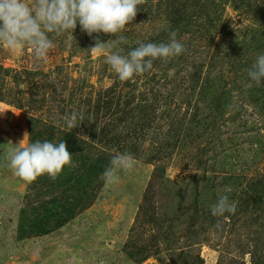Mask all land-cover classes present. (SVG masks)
<instances>
[{
    "label": "rangeland",
    "instance_id": "374dc122",
    "mask_svg": "<svg viewBox=\"0 0 264 264\" xmlns=\"http://www.w3.org/2000/svg\"><path fill=\"white\" fill-rule=\"evenodd\" d=\"M139 7L117 37L77 23L43 62L0 45V264H264V84L247 74L264 54V0ZM171 31L186 51L129 81L89 51L122 35L127 55ZM73 112L84 120L70 129ZM25 133L64 140L72 166L15 176L4 157ZM117 151L135 167L106 185ZM220 195L235 214H211Z\"/></svg>",
    "mask_w": 264,
    "mask_h": 264
},
{
    "label": "clouds",
    "instance_id": "9594fccd",
    "mask_svg": "<svg viewBox=\"0 0 264 264\" xmlns=\"http://www.w3.org/2000/svg\"><path fill=\"white\" fill-rule=\"evenodd\" d=\"M144 0H0V45L9 50L31 46L34 59L43 62L50 50L56 47L54 38L64 33H72L79 23L81 30L92 36L94 33L115 35L125 30L134 21L139 6ZM72 35V34H71ZM73 37V36H72ZM127 43L124 36L101 42L98 38L91 52L109 51L106 63L121 81H129L137 75L152 69L154 60L167 62L178 57L186 49L177 39V32L169 33L167 43H143L121 54L118 45ZM115 49V50H113ZM248 77L259 87L264 84V54H260L247 72ZM2 113V112H0ZM83 121V113L73 112L65 117L68 128L78 126ZM24 138L5 154L6 167L21 180L31 183L47 174L55 181L66 166H72V153L68 151L64 140L58 143L50 141L29 142ZM135 167V158L128 152H116L102 173L106 185L119 181V174ZM211 214L216 217L235 214L236 206L228 195H220L210 206ZM219 228V221L216 224Z\"/></svg>",
    "mask_w": 264,
    "mask_h": 264
}]
</instances>
